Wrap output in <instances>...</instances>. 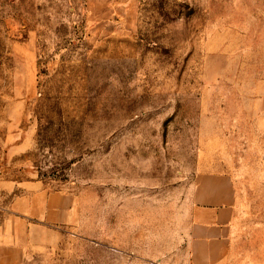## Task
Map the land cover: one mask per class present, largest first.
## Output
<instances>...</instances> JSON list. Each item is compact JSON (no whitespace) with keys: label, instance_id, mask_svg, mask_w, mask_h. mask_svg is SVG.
I'll return each mask as SVG.
<instances>
[{"label":"rangeland","instance_id":"374dc122","mask_svg":"<svg viewBox=\"0 0 264 264\" xmlns=\"http://www.w3.org/2000/svg\"><path fill=\"white\" fill-rule=\"evenodd\" d=\"M79 212L23 264H189L199 171L264 260V0H0V169Z\"/></svg>","mask_w":264,"mask_h":264},{"label":"crops","instance_id":"0c3cea01","mask_svg":"<svg viewBox=\"0 0 264 264\" xmlns=\"http://www.w3.org/2000/svg\"><path fill=\"white\" fill-rule=\"evenodd\" d=\"M235 206L228 173L196 174L189 195V264H254L237 249ZM78 218L76 201L64 189L0 169V264H23L35 246L57 243Z\"/></svg>","mask_w":264,"mask_h":264}]
</instances>
